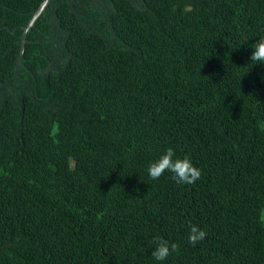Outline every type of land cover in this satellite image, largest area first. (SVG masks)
Instances as JSON below:
<instances>
[{"label": "trees", "instance_id": "1", "mask_svg": "<svg viewBox=\"0 0 264 264\" xmlns=\"http://www.w3.org/2000/svg\"><path fill=\"white\" fill-rule=\"evenodd\" d=\"M43 1L0 0V264H264V0H53L17 67Z\"/></svg>", "mask_w": 264, "mask_h": 264}, {"label": "clouds", "instance_id": "2", "mask_svg": "<svg viewBox=\"0 0 264 264\" xmlns=\"http://www.w3.org/2000/svg\"><path fill=\"white\" fill-rule=\"evenodd\" d=\"M251 50L249 60L256 65H264V35L255 39L254 43L248 45ZM146 172L153 180L158 179L165 172H170L178 184H193L200 178V170L196 168L192 161L176 155L172 148L165 149L158 158L150 162L146 167ZM206 236V232L200 227L193 225L188 233V242L197 244ZM154 247L151 250V257L154 264H164L169 256L170 249H176L175 244H169L167 240L157 236L153 239Z\"/></svg>", "mask_w": 264, "mask_h": 264}, {"label": "water", "instance_id": "3", "mask_svg": "<svg viewBox=\"0 0 264 264\" xmlns=\"http://www.w3.org/2000/svg\"><path fill=\"white\" fill-rule=\"evenodd\" d=\"M52 2H53V0H44L42 2V4L39 6V8L36 11H34L33 17L29 21L28 25L23 27V34H22V37H21V48H20V52H19L18 58H17V67L19 65H23V54H24L25 47H26V42H27V33L29 32V30L32 27L35 26V23L37 22L39 17L42 16V14L49 7V5H51ZM31 74L33 75L32 72H31Z\"/></svg>", "mask_w": 264, "mask_h": 264}, {"label": "flooded vegetation", "instance_id": "4", "mask_svg": "<svg viewBox=\"0 0 264 264\" xmlns=\"http://www.w3.org/2000/svg\"><path fill=\"white\" fill-rule=\"evenodd\" d=\"M89 1H92L94 4H95V6L97 7V8H99L98 10L101 12V13H103L104 11H105V16H107L108 17V13H109V11H110V8L112 7V5L108 2V0H89ZM136 6H141V4L143 3V1L142 0H131ZM72 2H74V1H72ZM80 4H82V5H84V3H82L81 1H80ZM103 20H105V17H103ZM56 27H54V29H55ZM53 62L51 63V66H50V68L49 69H51L52 67H53Z\"/></svg>", "mask_w": 264, "mask_h": 264}]
</instances>
